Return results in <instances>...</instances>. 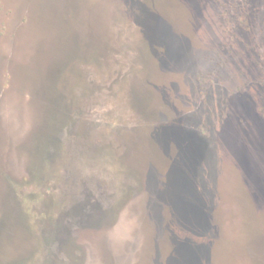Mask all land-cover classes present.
Instances as JSON below:
<instances>
[{"label":"rangeland","instance_id":"rangeland-1","mask_svg":"<svg viewBox=\"0 0 264 264\" xmlns=\"http://www.w3.org/2000/svg\"><path fill=\"white\" fill-rule=\"evenodd\" d=\"M0 264H264V0H0Z\"/></svg>","mask_w":264,"mask_h":264},{"label":"trees","instance_id":"trees-1","mask_svg":"<svg viewBox=\"0 0 264 264\" xmlns=\"http://www.w3.org/2000/svg\"><path fill=\"white\" fill-rule=\"evenodd\" d=\"M56 148L57 146H50L49 150L52 151V149L55 150ZM69 161L71 160L69 159ZM66 187H68L67 184ZM64 189L66 188L64 187ZM67 198L62 199L58 203L55 218H51L53 219L52 225L47 227V229L45 228L46 231L44 230V233H46V236L55 237L60 246L72 249L71 257H76L74 252L80 250L82 245L79 241L80 234L88 232V227L95 224L92 220V214L88 210L90 206L92 207V205L88 204V186L83 185L81 192L72 191L71 196L68 195ZM43 216L44 220H48L47 218L50 217L46 213ZM48 232L49 234L47 235Z\"/></svg>","mask_w":264,"mask_h":264}]
</instances>
